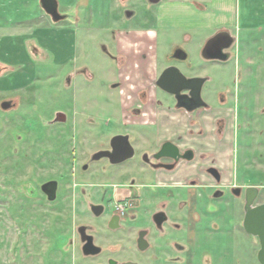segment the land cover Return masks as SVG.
<instances>
[{"label": "rangeland", "instance_id": "obj_1", "mask_svg": "<svg viewBox=\"0 0 264 264\" xmlns=\"http://www.w3.org/2000/svg\"><path fill=\"white\" fill-rule=\"evenodd\" d=\"M120 1L56 0L59 13L68 18L54 23L40 7V0H0V105L4 101L13 105L8 110L0 106V264H107L108 258L123 260L129 255L110 250V240L98 229L96 243L104 252L99 257H84L76 233L81 220L78 213L85 209L86 200H98L81 197V190L100 194L120 181V174L105 160L95 161L93 172L80 174V166L127 129L139 132L129 139L135 148L153 147L156 128L126 124L134 118L128 108L138 105L149 90L156 92L158 101L172 104L155 86L166 66L164 57L173 51L167 42L169 33H158V57L148 56L144 68L136 52L125 51L129 57L117 55L113 38L117 31L140 26L154 29L158 6L148 0H129L124 5ZM236 5L237 20H258L264 13L260 0H237ZM125 9H134V18L124 19ZM253 38L264 36L256 33ZM178 44L188 49L190 57L178 65L197 67L210 78L202 97L214 99L224 81L232 95L234 84L247 83L257 86L260 93L249 90L242 95L239 91V103L248 108V99L257 98L264 105V48L255 50L250 77H239L233 60L218 62L220 70L216 62L197 59L198 48L190 49L181 40ZM237 115L232 184L257 187L254 204L263 203L264 113L255 109ZM207 117L201 112L199 117L182 120L190 125L188 131L197 129L191 119L205 127L206 136L195 141L197 147H208L207 139L215 138L212 119ZM79 177L105 185L78 187ZM49 181L58 185L52 202L41 192V184ZM223 184L228 185V180ZM227 187L226 199L220 201L225 205L200 223L209 228L198 235L189 264H259V244L241 225L244 196L235 197ZM197 205L200 211L202 205Z\"/></svg>", "mask_w": 264, "mask_h": 264}, {"label": "flooded vegetation", "instance_id": "obj_2", "mask_svg": "<svg viewBox=\"0 0 264 264\" xmlns=\"http://www.w3.org/2000/svg\"><path fill=\"white\" fill-rule=\"evenodd\" d=\"M128 1L121 0L120 2L124 5ZM161 1L148 0L153 5H158ZM260 3L263 6L264 0H260ZM46 15L51 19L48 14ZM134 16V9H125L123 11L124 19L129 20L134 18ZM227 32L228 30L223 27L215 29L206 38L204 46L208 44L207 50L203 52V46L199 52V57L207 60L205 56H219V49L226 42L225 34ZM117 33L118 31L114 35ZM114 41L116 48L117 40L114 39ZM176 50L173 49V51L164 57L166 66L163 67L158 77L166 68L171 66L177 67L180 70L178 64L187 61V57L184 60L178 58L181 55L176 57ZM228 50H224L223 52L227 53ZM116 54L119 55L117 49ZM211 61L219 60L212 59ZM203 78H206L207 82L209 77L203 76ZM156 88L160 90L158 87ZM202 90L201 99L204 106L193 112H186L184 109L177 108L174 97L162 92L170 97L174 110L182 111L190 118H193L195 115L199 117L201 112H205L208 116L207 118L212 119L213 126L211 133L216 138L225 133L224 119L217 117L223 110L229 109L231 116L234 113L238 114V112L240 115H242V112L249 113L250 110L251 112L253 110L255 112V109H262L261 112L264 113V105L260 106L259 104L250 103L248 104V108H246L239 102L225 98V95L229 96V90L227 91L229 94L225 93V95L220 91L219 93L216 92L214 99L211 100L202 97ZM182 93L188 94V91H183ZM138 101L140 102L138 105L134 104L128 108L129 114L134 118L126 124L134 126L142 124L137 122V119L145 115L143 110L146 99L140 98ZM191 120V125L197 127V131L194 128L189 131V135L194 137L195 141L203 139L206 136L204 132L205 127L200 122H192ZM116 135H125L130 139L134 135L138 136L139 132L127 129ZM166 142L174 144L178 149V154L174 155L170 150L163 151L162 145ZM131 146L133 148V156L122 163L111 164L107 158L100 159L114 166L116 173L120 174V181L109 184L107 186L108 189L100 194L97 191L90 193V191L81 190V197L88 199L93 196L98 199L97 201L86 200L85 209L78 213L81 220L76 226V233L81 254L84 257H99L103 254V247L96 243L98 229H102L103 233L110 240V250L113 252L122 251L129 253L128 257L123 258V260L108 258L107 264H180V262L189 264L192 261L191 256L195 249L196 241L199 239L198 235H203L209 228L200 226V223H203L202 219L211 213L215 214L217 209L220 210L225 205H221L220 202L226 199L225 186L223 185L224 172L221 168L224 165V158L221 159L215 153H211L209 147H197L195 143L183 146L173 141H165L156 147L135 148L132 144ZM110 149L109 141L107 148L99 151ZM92 156L89 157L86 163L80 166V174L91 171V165L95 162L91 160ZM83 178L76 179L77 184L75 186L101 187L105 185L91 178L88 180ZM247 188L240 186L228 187L230 193L235 197L244 196L243 203H245V191ZM57 190L58 185L56 184V196ZM44 196L47 199L45 194ZM258 196L259 189L254 203ZM213 201H218V203L211 204ZM199 202L202 205V209L197 211V204ZM254 203V206L262 204ZM199 215L201 217H198ZM82 236H90L92 243L100 249L99 253L84 255L83 247L86 245L87 240L82 241ZM251 237L258 242L256 237Z\"/></svg>", "mask_w": 264, "mask_h": 264}, {"label": "crops", "instance_id": "obj_3", "mask_svg": "<svg viewBox=\"0 0 264 264\" xmlns=\"http://www.w3.org/2000/svg\"><path fill=\"white\" fill-rule=\"evenodd\" d=\"M236 1L237 0H162L157 5L158 7L154 15V29L147 26H140L126 32L119 31L114 35L113 38L117 40L116 49L118 54L123 56L125 55V51H128L130 54L134 52L138 53L139 63L143 64L144 68L148 56H152L154 59L158 57V33L161 32L163 34L169 33V41L167 42L173 46L172 50H182L186 54V62H188L190 59L189 51L178 44L179 40L189 43L190 49L198 48V59L199 52L203 48L206 38L218 27H223L228 30L227 33L234 39L233 45L227 52L229 58L226 61L210 60V62H216L217 68L220 69L221 67L218 65V62L227 63L230 60H233L235 75H239V77L241 75L250 77L248 70L250 65L253 63L255 64L253 57L254 53H256L255 50L261 51L262 48H264L263 38L259 40L253 38V34L256 33L264 36V13H261L263 16L258 20H237L238 9ZM125 56L129 57L128 55ZM178 67L187 77L208 76L207 74H201L196 70L197 67H191L190 65H178ZM222 72L224 71L222 70ZM225 86L226 82L224 81L222 82V89L220 90L224 95L228 91ZM249 90L254 91L255 93H260L257 86H252V84L249 85L247 83H242V85L236 83L233 86V92H235V94H230L229 96L225 95V98L232 99L234 102H239V91L244 95ZM145 99L146 101L143 110L145 115L140 117V120L145 121L142 124L152 125L156 128L155 147L165 141H173L183 146L196 143L195 139H193L194 137L189 135L188 129L190 127L188 126L190 125H188V122L186 124L185 121H182L185 120V116H188L187 114L182 111L174 110L172 104H169L168 100H166V104L158 101L155 91L151 92V90H149ZM248 100L251 104L258 105L259 101L257 98ZM217 117L224 119L225 133L219 138L215 137V141L212 136L211 139L209 137L206 146L211 149V153H215L221 159L224 157V165L221 166L222 171L224 172L223 183H226L228 180V185H223L225 187H230L234 185L232 184L233 181L231 178V168L233 164L231 158V155L233 154L232 144L234 143V137L236 136V133L233 130V123L236 122L238 115L237 113H234V115L231 116L230 110L225 109L222 113H219ZM216 142L220 143V147L216 146Z\"/></svg>", "mask_w": 264, "mask_h": 264}, {"label": "water", "instance_id": "obj_4", "mask_svg": "<svg viewBox=\"0 0 264 264\" xmlns=\"http://www.w3.org/2000/svg\"><path fill=\"white\" fill-rule=\"evenodd\" d=\"M40 6L55 23L67 18L66 15L59 14L56 0H40ZM225 36L226 42L220 47L219 56H205V59H216L219 61L228 60L229 54L223 51L231 48L234 43V39L230 37L228 33H226ZM207 46L208 44L204 46L203 52L207 50ZM178 55L181 56L178 57ZM175 56L181 60L186 58V54L182 50H176ZM205 82L206 78H188L182 74L177 67L171 66L166 68L160 74L155 85L161 91L174 97L177 108L184 109L186 112H193L194 110L204 106L201 99V90ZM183 91H188V94H183ZM0 106L2 110H8L13 107L10 101H4ZM110 148L111 149L107 151L96 152L93 154L91 160L98 161L102 158H107L111 164H119L133 156V148L129 142L128 136H113L110 140ZM162 150H170L174 153V155L178 154L177 147L171 142L164 143L162 145ZM56 184V182L50 181L41 186V191L47 196V199L50 202L56 199ZM257 194L258 189L255 187H248L245 191L244 218L242 221V227L245 233L258 239L259 250L257 252V260L259 264H264V203L256 206L253 205ZM84 240H87L86 245L83 247L84 255H94L99 253L100 249L92 243L90 236H82V241Z\"/></svg>", "mask_w": 264, "mask_h": 264}]
</instances>
